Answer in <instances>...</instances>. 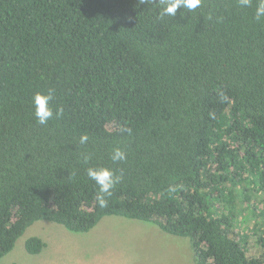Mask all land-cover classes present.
Returning <instances> with one entry per match:
<instances>
[{
	"label": "trees",
	"instance_id": "trees-1",
	"mask_svg": "<svg viewBox=\"0 0 264 264\" xmlns=\"http://www.w3.org/2000/svg\"><path fill=\"white\" fill-rule=\"evenodd\" d=\"M257 3L201 0L161 19L159 0H0V260L36 221L86 233L115 216L187 238L195 264H264V227L257 256L232 231L264 197ZM49 89L40 125L32 97ZM98 167L122 177L106 207L87 176Z\"/></svg>",
	"mask_w": 264,
	"mask_h": 264
},
{
	"label": "rangeland",
	"instance_id": "rangeland-1",
	"mask_svg": "<svg viewBox=\"0 0 264 264\" xmlns=\"http://www.w3.org/2000/svg\"><path fill=\"white\" fill-rule=\"evenodd\" d=\"M258 197L259 202L240 212L232 228L235 235H247V249L254 256L259 252L255 242L257 227H264L263 220L256 217L264 209V197ZM242 218H246L244 222ZM34 237L44 243L38 255L25 249L26 241ZM0 264H195V260L187 238L164 233L146 222L107 216L86 233H73L62 225L36 221Z\"/></svg>",
	"mask_w": 264,
	"mask_h": 264
},
{
	"label": "clouds",
	"instance_id": "clouds-1",
	"mask_svg": "<svg viewBox=\"0 0 264 264\" xmlns=\"http://www.w3.org/2000/svg\"><path fill=\"white\" fill-rule=\"evenodd\" d=\"M140 4H152L153 0H139ZM160 12L159 18L164 17H175L178 9L187 10L186 13H190L200 7L201 0H159ZM241 7H251L252 0H238ZM211 18V17H210ZM264 18V0H258L256 5L254 19L260 21ZM54 90L49 89L46 93H36L32 97V106L34 109V115L36 121L40 125H46L49 120L54 117V112L50 106V102L53 99ZM63 110L57 109L55 112L56 116L62 115ZM89 141V137L81 135L79 138V143L81 145L86 144ZM90 155H84L83 160L85 163L90 159ZM111 160L115 162L124 161L126 159L125 152L117 147L112 150ZM87 176L90 180L94 181L97 185L98 192L96 196L97 203L100 207L107 206L106 197L110 196L112 190L121 180V176L116 175L111 169L98 167V168H88Z\"/></svg>",
	"mask_w": 264,
	"mask_h": 264
},
{
	"label": "crops",
	"instance_id": "crops-1",
	"mask_svg": "<svg viewBox=\"0 0 264 264\" xmlns=\"http://www.w3.org/2000/svg\"><path fill=\"white\" fill-rule=\"evenodd\" d=\"M44 249V248H43ZM42 252V251H41ZM40 254V253H39Z\"/></svg>",
	"mask_w": 264,
	"mask_h": 264
}]
</instances>
